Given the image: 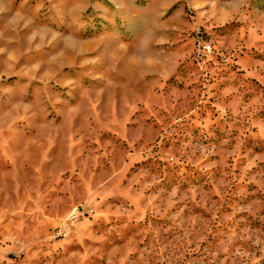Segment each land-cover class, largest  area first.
Wrapping results in <instances>:
<instances>
[{"label": "rangeland", "instance_id": "1", "mask_svg": "<svg viewBox=\"0 0 264 264\" xmlns=\"http://www.w3.org/2000/svg\"><path fill=\"white\" fill-rule=\"evenodd\" d=\"M0 264H264V0H0Z\"/></svg>", "mask_w": 264, "mask_h": 264}]
</instances>
